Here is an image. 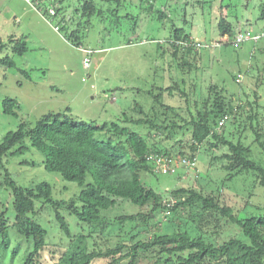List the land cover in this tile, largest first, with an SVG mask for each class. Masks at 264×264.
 Listing matches in <instances>:
<instances>
[{
    "label": "trees",
    "instance_id": "1",
    "mask_svg": "<svg viewBox=\"0 0 264 264\" xmlns=\"http://www.w3.org/2000/svg\"><path fill=\"white\" fill-rule=\"evenodd\" d=\"M98 1L80 0L76 10L80 18H87L89 23L100 17L104 11ZM101 1L114 4L116 13L128 0ZM220 9L225 10L224 5ZM164 17L163 12L159 14V19ZM228 17L222 11L219 32L221 37L233 39L238 28ZM259 17L264 19V13ZM244 29L241 26L239 32ZM191 39L192 34L184 28H175L169 47L163 51L172 50L178 67L188 77L195 68L191 59L195 60L200 50L180 42ZM10 42L15 55L26 52L25 41L12 38ZM6 46L1 44L0 52ZM0 62L15 67L10 57ZM258 81L257 86L264 85ZM158 91L148 113L135 105L140 117L125 114V125L113 122L94 126L58 113L45 116L34 127L23 123L6 135L0 143V195L1 189L10 193L14 221L6 207L0 209V250L9 247V230L15 227L33 243L25 264H42L47 250L51 264H95L100 260L107 264H264V214L237 213L221 200L222 188L218 195L192 187L160 193L147 181V177L158 175L153 156L194 159L205 148L214 151L213 161L224 164L229 179L250 171L264 188V103L257 91L246 103L235 102L217 85H211L197 100L195 86L187 88L186 79ZM166 94L179 96L184 106L167 105ZM17 108L16 101L5 100V114L17 116ZM98 134L106 138L100 139ZM31 148L44 155L46 171L78 185L80 192L75 198L58 200L51 183L41 182L32 188L13 177L7 160ZM29 162L22 164L36 166ZM120 199L139 212L110 220L104 213L115 209ZM47 209L67 240L66 246L51 248L49 231L41 221ZM168 214L173 218L165 219ZM69 217L76 219L80 232L74 233ZM129 223L133 227L124 232ZM115 227H120L119 232L115 233Z\"/></svg>",
    "mask_w": 264,
    "mask_h": 264
},
{
    "label": "rangeland",
    "instance_id": "2",
    "mask_svg": "<svg viewBox=\"0 0 264 264\" xmlns=\"http://www.w3.org/2000/svg\"><path fill=\"white\" fill-rule=\"evenodd\" d=\"M80 4V0H0V45L7 44L0 52V60L10 57L15 62L13 68L0 62V143L21 124L34 127L49 114L66 113L78 122L94 126L113 122L125 125V114L140 117L135 105L148 113L158 88L182 79L187 80V88L195 86L197 100L207 94L211 85H217L225 88L237 103L253 100L255 91L264 103V85L257 86L259 79L264 81V39L258 43L247 41L239 48L223 45L225 36L221 37L218 27L223 11L229 14L228 20L238 28L237 32L244 26L254 35L261 33L264 19L259 16L264 13V0H128L116 13L114 4L99 0V9L104 13L89 23L76 11ZM222 5L225 10L220 9ZM51 7L55 8L56 17L50 15ZM6 8L15 15L8 19L4 15ZM162 12L165 17L159 19ZM175 28H184L203 44L196 59H191L195 68L189 77L178 67L170 48L163 53ZM12 38L26 42L23 55L13 53ZM87 51L94 53L89 56ZM87 57L91 58L89 69L84 66ZM7 99L17 102V116L4 113ZM164 102L175 107L185 104L179 96L168 94ZM97 137L106 138L102 134ZM26 142L30 144L29 140ZM204 149L197 157L198 170L181 169L176 174L147 177L148 184L160 193L192 187L218 195L222 188L221 200L237 213L264 214V188L258 184L256 174L245 171L229 179L224 164L213 161L214 151ZM44 159L42 153L31 148L8 159L7 164L21 185L33 188L48 182L54 186L58 200L75 198L80 192L78 185L46 171ZM26 160L36 166L23 165ZM223 180L225 185L221 187ZM11 199L10 193L1 189L0 209L6 207L13 222ZM138 212L137 207L120 199L117 207L104 215L114 220ZM172 218L173 214H168L165 219ZM68 220L74 233L80 232L76 219ZM41 221L49 231L51 248L68 244L49 209L43 210ZM132 227L129 223L124 232ZM118 229L115 227V233ZM8 241L9 247L0 250V262L25 264L33 250L32 241L15 227L9 230ZM99 243L104 244L102 239ZM51 262L47 250L42 264ZM107 263L100 260L95 264Z\"/></svg>",
    "mask_w": 264,
    "mask_h": 264
},
{
    "label": "built area",
    "instance_id": "3",
    "mask_svg": "<svg viewBox=\"0 0 264 264\" xmlns=\"http://www.w3.org/2000/svg\"><path fill=\"white\" fill-rule=\"evenodd\" d=\"M28 2H32L31 0H27ZM49 13L52 17L57 16V12L54 7L49 8ZM58 30V27H56ZM225 43H230L235 47H239L247 41H253L258 43L260 40L264 39V32L260 34L254 35L250 31H241L236 33L233 39H230L229 36L224 37ZM185 45L187 47H193L196 50H201L203 48L202 42L199 40L191 39L190 41L180 42V45ZM219 46V43L217 44ZM224 45V44H223ZM87 55H92L93 51H87ZM84 66L86 68H90L91 66V58L87 57L85 59ZM224 125V122L220 123V127ZM154 164V172L157 174H176L179 170H187V171H196L198 170V158H188V157H178V158H170L164 155H156L152 158ZM190 173V172H189Z\"/></svg>",
    "mask_w": 264,
    "mask_h": 264
},
{
    "label": "crops",
    "instance_id": "4",
    "mask_svg": "<svg viewBox=\"0 0 264 264\" xmlns=\"http://www.w3.org/2000/svg\"><path fill=\"white\" fill-rule=\"evenodd\" d=\"M15 12H13V10H11L10 8H6V10L4 11V15L9 19L11 16L15 15Z\"/></svg>",
    "mask_w": 264,
    "mask_h": 264
}]
</instances>
